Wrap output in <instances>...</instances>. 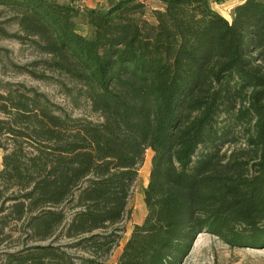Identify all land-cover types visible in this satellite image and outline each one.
<instances>
[{"label":"trees","instance_id":"trees-1","mask_svg":"<svg viewBox=\"0 0 264 264\" xmlns=\"http://www.w3.org/2000/svg\"><path fill=\"white\" fill-rule=\"evenodd\" d=\"M85 1L0 0V38L38 55L15 70L101 119L0 80V264L107 258L149 150L147 215L116 264H179L201 233L264 248V0L231 21L223 0Z\"/></svg>","mask_w":264,"mask_h":264},{"label":"rangeland","instance_id":"rangeland-1","mask_svg":"<svg viewBox=\"0 0 264 264\" xmlns=\"http://www.w3.org/2000/svg\"><path fill=\"white\" fill-rule=\"evenodd\" d=\"M67 2L69 0H57ZM148 11L162 8V2L158 0H142ZM244 0H223L221 3H213V8L223 17L232 20L233 8ZM94 3L92 2L93 6ZM91 9V8H90ZM5 18L0 16V21ZM10 33L18 30L15 25H7ZM38 59V55L28 46L19 44L12 38H0V80L11 83H21L27 87L36 88L45 94L54 104L60 106L74 118H86L97 122L101 120L97 114L91 111L90 103L85 98H77L76 91L67 92L58 82L59 78L53 76L50 81H36L26 74L18 73L13 64L25 66ZM2 156L0 151V170L2 169ZM152 151H147L143 164L139 170V176L129 200V213L124 221L117 227L115 234L118 236L117 243L112 252L105 259L99 260V264H116L121 251L129 239L135 225L143 223L147 210L144 204V190L148 185L151 169ZM50 242L41 243L46 245ZM69 242L60 241L56 246L67 245ZM39 245L28 243V246ZM68 253L80 262V257H86L82 252L65 249ZM78 257V258H77ZM179 264H264V248H237L230 247L220 239L207 233L199 234L191 244L189 251L182 258Z\"/></svg>","mask_w":264,"mask_h":264},{"label":"crops","instance_id":"crops-1","mask_svg":"<svg viewBox=\"0 0 264 264\" xmlns=\"http://www.w3.org/2000/svg\"><path fill=\"white\" fill-rule=\"evenodd\" d=\"M92 2L94 3L93 6H91ZM102 2H103V0H87V1L82 3V6L93 9V8H96L98 5H100Z\"/></svg>","mask_w":264,"mask_h":264}]
</instances>
